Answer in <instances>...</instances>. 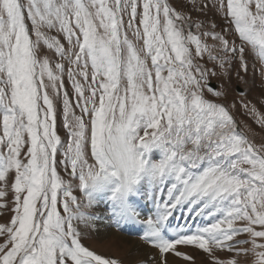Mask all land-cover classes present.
<instances>
[{"label":"snow or ice","instance_id":"1","mask_svg":"<svg viewBox=\"0 0 264 264\" xmlns=\"http://www.w3.org/2000/svg\"><path fill=\"white\" fill-rule=\"evenodd\" d=\"M250 52L264 83V0H0V264H123L82 242L102 202L159 264H264V141L206 95ZM177 210L207 222L169 235Z\"/></svg>","mask_w":264,"mask_h":264},{"label":"rangeland","instance_id":"2","mask_svg":"<svg viewBox=\"0 0 264 264\" xmlns=\"http://www.w3.org/2000/svg\"><path fill=\"white\" fill-rule=\"evenodd\" d=\"M170 3H172L173 6H176L178 8L183 4H187L189 7H191V0H170ZM209 17L213 18V14L210 13ZM214 19L218 25L216 30L219 32L221 31V28L224 25L223 18L219 14H216L214 16ZM229 39L231 40L232 37L229 36ZM206 41L210 44L213 43L211 38H206ZM237 43H239L238 39ZM45 51L47 52V49H45ZM246 56L248 61L247 73L245 74L243 70H240V76L244 77L243 80L239 79L237 76L238 62H233L227 72H223L219 68H216L215 71L217 74L215 76H209V81L214 82L216 84V87L214 88L216 91H222L225 93V95L221 97H215L212 93L207 92L206 95L210 99L217 100L228 106L236 117V119L241 122L242 128L244 124H247L251 128V132L248 133L250 138L254 137L255 142L259 143L261 141H264V128H262L247 113H245L241 105V94L243 93L244 98L253 101L257 104V107H260V102L264 101V83H262V77L259 71L257 70L259 65L256 63L255 53H246ZM206 59L207 58L205 57V60ZM206 66L211 68L212 63L208 62ZM65 86L67 90L71 92V84L67 81L66 77ZM237 86H240V88H242L241 94L236 90ZM75 111L77 112V114H80L79 109H75ZM244 130L247 131V129ZM57 131L62 139H66L67 130L63 127L62 104H58L57 106ZM57 170L62 176L64 175L62 166L58 165ZM100 206L104 208V202H102ZM96 211L97 213H99V210ZM177 211H181L182 216H184L183 210ZM176 215L179 216L180 214L177 212L175 213V216ZM9 218L10 213L3 212L2 210H0V223L6 222ZM104 218L108 220L106 215ZM206 222L207 221L204 218L197 217L194 223H196V226H203ZM94 227L95 226L90 227V229L84 234L82 241L90 249H93L100 254H104L105 256L118 257L127 264H138V262L140 261H144L145 264H154V262H151L150 260L144 258V256H142L140 253L133 251V245L131 242H134L135 238L125 236L119 233L118 231H115V234H117V236L114 234H108L107 236H99V233L101 231H105L106 233L107 230L112 229H108V225L105 224L98 226L99 228L95 227V232ZM176 228H178V226H176L175 228H173V226H171V228L169 227L170 230ZM171 232L173 233V231ZM178 250L190 254L193 259L186 260L183 257H176L174 254H168L169 264H209L207 255L202 250L197 249L195 246L180 245L178 246ZM219 254L221 256L228 255L226 252ZM239 259L241 264H245L243 257H240Z\"/></svg>","mask_w":264,"mask_h":264},{"label":"bare ground","instance_id":"3","mask_svg":"<svg viewBox=\"0 0 264 264\" xmlns=\"http://www.w3.org/2000/svg\"><path fill=\"white\" fill-rule=\"evenodd\" d=\"M172 223H180V224H184L185 220L182 219V217L179 215H176L173 219H172ZM172 225H170L169 227L171 228ZM116 232L113 230H107V232L105 233V231H101L99 233V236H107L108 234H114L117 236V234H115ZM108 243V242H107ZM124 243V242H123ZM132 243V249L133 251H136L138 253H140L142 256H144V258L150 260L151 262H154V264H159L160 261V256L157 252L156 249L150 248L147 244H145L144 242H141L138 239H134V242ZM134 243V244H133ZM154 257V259H153Z\"/></svg>","mask_w":264,"mask_h":264},{"label":"water","instance_id":"4","mask_svg":"<svg viewBox=\"0 0 264 264\" xmlns=\"http://www.w3.org/2000/svg\"><path fill=\"white\" fill-rule=\"evenodd\" d=\"M213 85V84H212ZM214 86V85H213ZM239 90L238 91H241V89L240 88H238Z\"/></svg>","mask_w":264,"mask_h":264}]
</instances>
